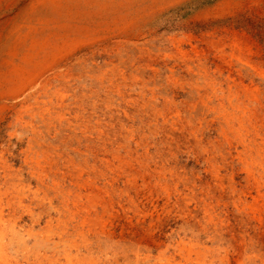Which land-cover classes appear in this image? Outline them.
I'll return each instance as SVG.
<instances>
[{"label": "bare ground", "instance_id": "bare-ground-1", "mask_svg": "<svg viewBox=\"0 0 264 264\" xmlns=\"http://www.w3.org/2000/svg\"><path fill=\"white\" fill-rule=\"evenodd\" d=\"M264 0H0V264H264Z\"/></svg>", "mask_w": 264, "mask_h": 264}, {"label": "rangeland", "instance_id": "rangeland-1", "mask_svg": "<svg viewBox=\"0 0 264 264\" xmlns=\"http://www.w3.org/2000/svg\"><path fill=\"white\" fill-rule=\"evenodd\" d=\"M253 35L260 42V45L264 46V25L257 24L253 26Z\"/></svg>", "mask_w": 264, "mask_h": 264}]
</instances>
